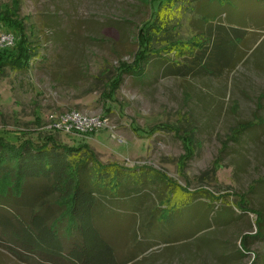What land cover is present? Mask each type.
Wrapping results in <instances>:
<instances>
[{
	"label": "rangeland",
	"instance_id": "rangeland-1",
	"mask_svg": "<svg viewBox=\"0 0 264 264\" xmlns=\"http://www.w3.org/2000/svg\"><path fill=\"white\" fill-rule=\"evenodd\" d=\"M147 2L21 0L18 17L35 52L26 73L5 70L0 77V137L17 145L25 138L38 143L52 134L69 146L86 144L103 164L150 166L190 191L224 195L222 205L231 207L235 216L242 195L250 208L264 213V0H208L215 7L206 17L190 8L196 0L179 2L172 10L161 6L156 27L162 31L150 30L153 49L187 42L207 32V26L220 36L217 26H223L233 38L225 46L236 65L218 75L209 67L200 73L165 76L166 66L154 65V57L145 79L125 75L115 101H104L102 94L115 68L132 65L139 51L137 30L154 21ZM9 6L11 0H0L1 8ZM2 33L15 37L0 22ZM218 43L214 35L209 43L213 54ZM161 55L173 58L166 52ZM73 111L105 119L108 125L84 137L48 129L51 115ZM245 122L254 128L234 140L233 130ZM157 125L177 127L178 133L161 128L139 136L132 129ZM186 136L193 156L182 168L186 152L181 138ZM197 208H164L165 223L177 232L176 241L154 240L150 251L127 264H264V238L251 239L248 252L237 254L241 235L256 230L254 214L206 230L195 218L186 238ZM122 218L103 221L105 236L119 257L131 249ZM0 243V264H27L9 252L8 243Z\"/></svg>",
	"mask_w": 264,
	"mask_h": 264
},
{
	"label": "trees",
	"instance_id": "trees-1",
	"mask_svg": "<svg viewBox=\"0 0 264 264\" xmlns=\"http://www.w3.org/2000/svg\"><path fill=\"white\" fill-rule=\"evenodd\" d=\"M147 1L152 6L154 21L145 22L137 30L139 51L132 65L120 63L115 68L102 94L104 101H115V91L125 75L145 79L154 57V65L166 66L165 76L200 73L208 71L209 67L218 75L236 65L225 46L232 37L225 33L223 26H217L222 33L220 36L207 26V32L187 42L175 41L161 50L153 49L154 35L150 30L162 31L156 27L159 8L166 6L172 10L184 0ZM210 2L196 0L189 4H193L190 8L197 14L206 17L215 7ZM20 3L21 0H11V6L0 7V22L15 36L12 47L0 48V77L5 70L26 73L35 52L24 23L18 17ZM214 35L219 40L215 54L209 51ZM161 51L173 58L164 57ZM254 126L249 122L240 123L231 137L237 140ZM161 128L178 133L174 126L157 125L148 130L132 127L139 136L151 135ZM181 139L186 152L180 161L183 168L193 151L191 138ZM223 197L206 189L190 191L187 185L180 186L150 166L129 168L117 163L103 164L86 144L69 146L57 141L52 134L45 135L38 143L25 138L17 145L0 137V241L8 243L9 252L23 263L127 264L150 251L156 244L154 240H163L166 244L175 242L177 232L166 225L168 216L164 208L190 204L198 208L191 217L193 223L186 230V238L190 237L189 229L195 218L206 230L228 226L245 213L254 214L256 230L254 234L241 235V251L237 250L239 256L245 255L251 239L264 238V213L250 208L242 195L236 203L239 214L235 216L231 207L222 205ZM155 201H158L157 206ZM120 216L128 226L131 245L123 257H119L113 242L105 236L108 231L103 223L107 218ZM131 217H134L133 223L128 220ZM209 218L214 221L213 225Z\"/></svg>",
	"mask_w": 264,
	"mask_h": 264
},
{
	"label": "built area",
	"instance_id": "built-area-1",
	"mask_svg": "<svg viewBox=\"0 0 264 264\" xmlns=\"http://www.w3.org/2000/svg\"><path fill=\"white\" fill-rule=\"evenodd\" d=\"M14 37L8 33L0 34V48L12 47ZM48 129L51 132L75 133L76 135H86V133L106 127L107 121L95 116L84 115L80 112H69L60 115H51ZM107 124V125H106ZM114 138L113 135H111Z\"/></svg>",
	"mask_w": 264,
	"mask_h": 264
}]
</instances>
